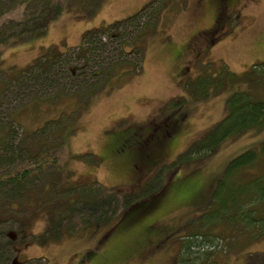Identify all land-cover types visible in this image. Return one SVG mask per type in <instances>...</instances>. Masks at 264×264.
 Here are the masks:
<instances>
[{
	"label": "rangeland",
	"instance_id": "1",
	"mask_svg": "<svg viewBox=\"0 0 264 264\" xmlns=\"http://www.w3.org/2000/svg\"><path fill=\"white\" fill-rule=\"evenodd\" d=\"M150 1L91 0L86 11L64 8L61 15L50 22L43 37L4 47L1 64L4 68L19 69L45 50L55 51V54L67 51L72 55L85 31L123 20ZM154 2L153 5L160 8L164 5V9L156 28L145 38L143 54L132 52L128 45V54H123L119 43L109 38V43L108 39L105 42L107 48L114 50L110 54L112 58L100 61L89 56L91 61L83 73H80L83 60L76 59L75 53L68 62L65 56L61 60L71 67L76 66L79 70L75 72L90 82L99 80V76L92 73L98 66H110L115 53L136 64L139 70L135 74L112 88L99 90L81 106L71 122L67 119L60 122L66 128L59 165L72 185H86L91 192L100 188L105 191L101 194H114L119 202L124 195L139 193L146 196L141 200H146L128 212L117 214L110 223L83 225V219H76L71 229L58 233L57 237L51 236L49 217H45L44 212L30 216V231L26 232L25 219L21 216L7 218L10 213L4 210V214L0 213V232L7 230L4 235L18 247L8 253L11 262L200 264L209 257L204 251L211 253L220 249L205 263L264 264L263 231L259 234L252 231L254 235L248 237L244 229L220 223L215 224L214 230L224 236L225 241L198 237L187 251L189 258L185 262L176 260L180 243L190 239L192 230L216 219L217 215H227L233 220L229 207L234 185H226L220 200L221 193H215L216 181L232 157L252 147L256 151L261 149L264 129L228 138L206 156L186 150L196 143L202 145L206 141V130L226 113L230 88L208 90L210 87L205 85L209 78L219 74L221 69L239 74L252 64L264 62V0ZM144 18L125 24L119 33L125 40H131ZM213 30L215 34L211 35ZM60 74L58 71L55 76L59 86L73 87L74 79L78 78L66 75L61 79ZM30 88L35 89L40 98L47 96L48 99L58 91V87L39 83L31 84ZM90 89L89 84L79 87L81 93ZM205 89L206 93L199 94ZM30 91L18 88L16 83H10L7 92L2 91L4 102L0 114L8 115L15 110L18 119V124H12L15 145L23 129L35 130L47 120L81 104L77 96L57 104H28ZM6 114L3 119L0 117L4 121ZM262 174L264 155L260 154L256 164L238 176L247 180ZM47 230L49 233H45ZM203 241L204 247L200 246L199 250L195 245Z\"/></svg>",
	"mask_w": 264,
	"mask_h": 264
},
{
	"label": "trees",
	"instance_id": "2",
	"mask_svg": "<svg viewBox=\"0 0 264 264\" xmlns=\"http://www.w3.org/2000/svg\"><path fill=\"white\" fill-rule=\"evenodd\" d=\"M90 1L0 0V72L4 73H0V107L4 102L2 91L7 92L10 83H16L18 88L31 90V94H28V104L29 102L36 105L44 102L57 104L69 100L71 96H77L76 99L81 102L69 109L68 112L61 113L57 118L47 120L35 130L26 131L23 129L17 145L13 143L15 128L12 124H18L15 110L9 112L8 115L6 112L0 114L2 119L5 114L7 115L5 121L0 118V150L1 153H5V155L0 153V213L4 214L5 210L10 213L7 218L23 217L26 221V226L23 229L26 232L30 231L28 228L30 216L37 214L36 212L42 211L45 213V217H49L50 234L57 237L58 233L71 229L76 219H83L81 220L83 225L110 223L117 214L128 212L133 206L146 200H141L146 196L139 193L133 196L124 195L119 202L114 194H101L105 191L100 188L91 192L86 185L68 183L61 170L62 165H59L66 128L64 123L60 122L63 119L71 122L81 106L86 105L92 97L100 92L99 90L112 88L116 83L139 70L136 64L121 59L118 55L120 53L117 56L115 53L114 61L110 66H98V69L92 73L94 76H99V80L90 82V79L77 74L75 70L79 69L76 66L71 67L67 60L75 53L76 59L83 60V65L80 67V73H83L84 67L89 63V56L92 60L96 58L100 61L112 58L110 54L114 50L107 48L105 42L108 39L109 43V38H114L119 43L123 54H128L127 45L130 50H133L132 52L143 54L145 38L154 31L161 20V11L164 9V5L162 8L157 7V4L154 6L155 2L152 0L135 14L123 18V20L113 21L106 26L85 31L81 43L77 45V50L72 55L67 51L55 54V51L45 50L44 53L37 55L30 63L19 69L13 70L14 66L4 68L1 64L4 47L43 37L50 22L60 16L64 8H68L69 11L71 9L86 11V5ZM140 17L146 18L138 25L140 27L136 35L129 41L125 40L123 34L119 33V29L125 24L135 22ZM63 56L67 61H64L65 63L61 62ZM58 71L62 74H60L61 79L66 78V75L73 78L78 77L77 80L74 79L73 87L59 86L55 79ZM221 71L211 79L209 78V82L205 86L210 87L208 90L213 92L218 91L221 87L230 88V92L226 96V113L221 120L206 130L204 134L206 141L202 145L196 143L194 146L188 147L187 152L192 151V153L206 156L214 152L218 145L228 138L240 136L248 131L257 132L264 129V62L252 64L239 74L229 70ZM93 75L91 79H93ZM37 83L58 87V91L49 99L47 96L40 98L36 90L30 88L31 84ZM88 84L91 89L87 93H81L79 87ZM204 93H206V89L199 94ZM78 94L80 95L78 96ZM82 96L85 98H80ZM55 124L56 126H54ZM254 149L253 147L245 149L232 157L216 181L215 193H221L220 200L226 185L231 183L234 185L233 191L230 193L233 201L229 207L233 220L227 215H217L216 219L205 221L199 229L192 230L189 233L190 239H184L185 241L180 243L176 260L185 262L189 258L186 257L187 254L190 255L187 251L190 246H194V241L198 237L207 241H212L213 238L225 241L224 236L215 232L216 223L244 229L248 237L254 235L252 231L264 232V174L247 180H242L238 176L241 171L254 166L260 154L264 155V140L260 151ZM6 167L12 168L7 170ZM152 197V195L149 196L150 203H152ZM228 197L229 195L226 198ZM154 198H157V194L154 195ZM2 231L3 229L0 232V264H16V262H11L8 253L18 247L14 245L10 237L4 235L7 230ZM45 233H49V231L47 230ZM203 243L204 241L195 246L204 247ZM218 251L220 249L211 253L204 251L209 257L205 258L204 263L201 261L200 264H207L205 261L210 260L212 254Z\"/></svg>",
	"mask_w": 264,
	"mask_h": 264
},
{
	"label": "flooded vegetation",
	"instance_id": "3",
	"mask_svg": "<svg viewBox=\"0 0 264 264\" xmlns=\"http://www.w3.org/2000/svg\"><path fill=\"white\" fill-rule=\"evenodd\" d=\"M220 27H221V26H220ZM220 27H219V28H220ZM219 28H218V29H219ZM215 30H216V29H215ZM213 33H214V30L211 32V35H212ZM214 34H215V33H214ZM142 142H145V140H144V141H142Z\"/></svg>",
	"mask_w": 264,
	"mask_h": 264
}]
</instances>
